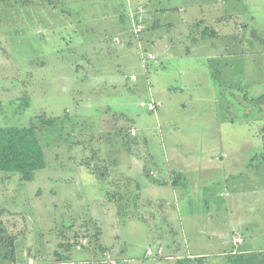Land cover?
Wrapping results in <instances>:
<instances>
[{
  "label": "rangeland",
  "instance_id": "374dc122",
  "mask_svg": "<svg viewBox=\"0 0 264 264\" xmlns=\"http://www.w3.org/2000/svg\"><path fill=\"white\" fill-rule=\"evenodd\" d=\"M140 1L0 0V127H36L47 163L30 182L0 173V264H97L63 244L103 247L106 224L105 244L152 264L145 254L166 222L140 195L142 210L123 215L106 194L117 171L142 187L143 166L167 178V156L180 152L202 165L216 157L207 176L226 185L218 222L240 221L253 251L244 264H264V105L251 100L264 95V0H146L178 9L159 14L154 33ZM117 19L132 27L121 43ZM43 116L60 120L48 127ZM92 156L95 167L109 165L102 179L83 166Z\"/></svg>",
  "mask_w": 264,
  "mask_h": 264
},
{
  "label": "crops",
  "instance_id": "0c3cea01",
  "mask_svg": "<svg viewBox=\"0 0 264 264\" xmlns=\"http://www.w3.org/2000/svg\"><path fill=\"white\" fill-rule=\"evenodd\" d=\"M129 1L130 0H127V6L130 5ZM140 2L145 3L144 9L147 11L145 15V17H147L146 19H149L150 22L153 20V33L157 30H160L158 28L163 27L157 23V17L159 14H162L163 16V13H171L174 10L177 12L178 10L177 8H159L158 6L156 7L154 5L149 7V2H146V0H141ZM130 11L131 10L128 9V12ZM122 19L124 18L122 17ZM141 20L142 19H140L138 24L142 25L143 23ZM116 23L118 25L116 28L118 32H115L114 30L113 35L115 37L119 36L121 31H127L130 29L132 31V27L128 26V23L127 28H123L125 26H123V24L118 21V19ZM115 25L116 24L114 22V29ZM165 25L166 27H170V24ZM113 40L115 41V38H113ZM123 117H125V115H123ZM185 157L187 156L183 154V152H180L179 158L172 156L170 159L167 156V163L172 165V167H169L170 172L167 175V178H162L158 171L153 172L155 178H152L149 176L147 171L149 168H147V166L144 168L143 166V171L149 178V180L143 183V187L137 180L125 175L126 177L133 179L138 184L140 188L139 195L141 196V199L143 201L145 200L146 204L151 206L153 205V207L155 206V208H153L155 209V212L153 211V217H155V220L158 217L159 219H164L166 222L165 225L169 227L167 232L156 234L155 241H157V245L155 247H151L150 245L148 246L145 258H149L152 264H189V260H191L193 264H198V262H194V260L199 259L202 260L199 264H211L210 259H213L214 256H222L224 258L226 257V260L229 259L230 261L233 260L232 257L234 256L238 258L237 264H241L239 261L244 264L253 251L247 247H243L245 244V238L241 233L243 231L238 228L239 224H241L240 221H235L233 224H231V222H218V220L221 219L219 216V212H221V210L219 208L218 201L216 202V200L223 198V192H221V190H226V185L224 180L220 178L214 179L212 176H207L209 170H214L215 167L217 168V161L215 159L216 157H207L206 160L208 159V161L204 165H202V163L199 164V159L195 161ZM172 169L175 170L172 171ZM118 172L119 171H117L116 174L121 173ZM171 173H173L172 176ZM193 173H195V178L193 177ZM191 183L194 185L192 186ZM112 203L109 205L114 208ZM224 203H227V201L224 200ZM139 204L141 205V202L137 203V205L131 204L130 207H132V209L137 207L142 210L141 206L138 207ZM222 209V212L225 214V218H228L229 216L227 215V210L230 209L229 205L225 204L222 206ZM175 212H177L176 215ZM141 216L146 218L144 213H141L138 218L132 214L131 218L133 217L143 221L140 219ZM118 218L124 219L121 217ZM221 224L223 225V229H220ZM174 225L177 230L171 228L172 226L174 227ZM107 226L108 224H106L105 229ZM109 226L110 227H108L106 230H109V228L112 227L111 224ZM100 229L101 231L99 229L98 230L102 237V244L103 247L106 248L107 244L103 242L105 236L104 225H100ZM243 229L248 230L247 225H244ZM118 238V236H113L111 234L109 241L112 242L114 239ZM239 238H241L243 242L235 244V240ZM107 246L109 247L111 245ZM148 250H153L152 256L147 255ZM81 252L82 253L78 254L76 257H80L83 254L85 257L92 256V258L94 257L92 260L93 263L95 262L97 264H101L105 252H110L113 258L118 261V264H144L143 260H135L133 258L123 257V249H120V247H117L116 245L115 248L109 247L104 251L98 247L97 249L92 247L82 250ZM119 253L122 254L119 255ZM226 260L221 261L226 264ZM87 261L89 260L87 259ZM216 263L217 261H213V264Z\"/></svg>",
  "mask_w": 264,
  "mask_h": 264
},
{
  "label": "trees",
  "instance_id": "16d2710c",
  "mask_svg": "<svg viewBox=\"0 0 264 264\" xmlns=\"http://www.w3.org/2000/svg\"><path fill=\"white\" fill-rule=\"evenodd\" d=\"M3 1L5 2V0ZM205 31L208 32V29H206ZM206 32L204 33V36ZM251 100L257 105H264V95H261L256 98L252 97ZM27 104L28 105L26 106H29L28 102ZM40 119L48 127H53L56 125L58 120H60V117L45 118V116H43L40 117ZM93 162H95V159H93L92 156L87 162L83 163V166L87 167L91 174L96 175L97 173H99L100 178L102 179V177H104V175L108 172L107 169H110L109 165L103 166L102 164L101 166L95 167L92 164ZM46 166L47 163L45 159V154L36 127H0V173L17 174L21 177L22 181L30 182L34 180L36 172L45 169ZM99 170H101V172H98ZM114 179L116 180H114L113 185L116 186L118 184L117 188L115 191H113L112 194L109 191L108 194H106V198H108L112 202H115L117 204L119 214L124 215L127 214V206L130 207L131 204L137 205L140 188L133 179L126 177L125 175L116 174ZM124 201H129V203L125 205V203H122ZM77 244L68 243L67 245L63 244V246L66 247L67 251L72 250L75 252V254L82 253V250H77ZM9 246L12 250L6 258H8L9 261L15 263L16 254L14 239L10 240ZM88 247H94L95 249H97L98 247L102 251L106 249L100 246L97 242L96 244H91V240L89 246L84 247L83 250L89 249ZM77 255L78 254H76L75 256ZM59 257L60 260H63L64 262L71 260V257L68 255L62 256L59 254ZM196 261L199 264L202 260H194V262ZM188 263L193 264L191 260H189Z\"/></svg>",
  "mask_w": 264,
  "mask_h": 264
},
{
  "label": "built area",
  "instance_id": "2783aa9c",
  "mask_svg": "<svg viewBox=\"0 0 264 264\" xmlns=\"http://www.w3.org/2000/svg\"><path fill=\"white\" fill-rule=\"evenodd\" d=\"M142 27L143 26L141 24L136 25L135 34L141 33L142 32ZM115 41L116 42H119V39L118 38H115ZM148 59L149 60H152V59H154V56L152 54H149L148 55ZM149 109L150 110H154L155 109V106L153 104H150L149 105ZM132 135L133 136H136L137 135L136 130H133L132 131ZM242 242H243V240L241 238H239V239L235 240L234 243L235 244H238V243H242ZM87 246H89L88 239L87 238H81L79 240L76 248H77L78 251H81V250H83L84 247H87ZM147 255L148 256H152L153 255V250H148ZM28 263L29 264H34V260L33 259H30ZM101 264H118V262H117V260H115L113 258L112 254L110 252H105L104 253V258L101 261Z\"/></svg>",
  "mask_w": 264,
  "mask_h": 264
}]
</instances>
